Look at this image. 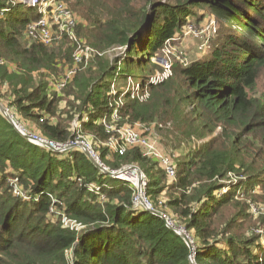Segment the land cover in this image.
<instances>
[{
  "label": "trees",
  "instance_id": "obj_1",
  "mask_svg": "<svg viewBox=\"0 0 264 264\" xmlns=\"http://www.w3.org/2000/svg\"><path fill=\"white\" fill-rule=\"evenodd\" d=\"M65 1L100 31L95 41L127 46L124 71L147 69L151 57L204 8L215 15L220 24L209 56L173 66L170 85L182 140L200 143L176 166L169 183L179 193L167 205L177 214L175 226L195 239V264H264L259 237L237 227L246 214L239 198L264 194V0H146L141 9L135 0H121L119 7L116 0ZM23 5L0 0V60L31 73L51 67L57 56L52 46L26 40L37 14ZM234 23L241 32L230 29ZM117 70L109 61L97 62L68 84L80 89L79 127L92 136L108 169L137 163L144 168L146 196L162 213L152 197L166 186L151 173L153 158L135 147L110 151L112 157L100 145L116 136L107 124L119 128L151 119L150 106L131 100L132 91L112 90ZM14 93L15 110L37 123L43 137L61 145L75 140L67 127L44 117L56 115L57 102L43 86ZM121 97L125 102L116 104ZM165 176L163 170L160 179ZM136 195L130 181L103 173L83 150L36 144L0 112V264H192L185 239L163 217L136 204ZM64 215L84 227L64 226Z\"/></svg>",
  "mask_w": 264,
  "mask_h": 264
},
{
  "label": "rangeland",
  "instance_id": "obj_2",
  "mask_svg": "<svg viewBox=\"0 0 264 264\" xmlns=\"http://www.w3.org/2000/svg\"><path fill=\"white\" fill-rule=\"evenodd\" d=\"M10 1L16 2L18 0ZM61 1L68 8H71L65 0ZM120 1L116 0L115 4L117 7L120 6ZM145 4L146 0L134 1V5L138 9H141ZM20 8L26 10L28 7L23 5ZM73 11L77 16V24L74 28L76 40L63 38L51 47L55 50L57 56L55 61L51 63V67L41 68L28 73L18 68L15 63L8 61H5L4 64L0 63V106L7 110L22 132L32 137L31 140L34 143L45 144L48 139L43 137L38 124L19 114L12 105L13 100H15L14 91L16 89L21 88L25 91H31L37 85L43 86L49 97L55 98L57 102L56 115L49 117V115L45 114L44 117L50 120L51 123L62 124L76 135L74 142H71L76 143V145L72 148L82 150V145H85L93 151L94 158L98 160L99 158L93 149L95 141L91 135L84 134L79 127L77 106L80 101L77 100L76 95L80 92V89L75 84L71 83L68 85L70 82L64 88L59 89L57 83L73 68L77 69V75L79 72H85L97 62L103 61L107 63L109 61L118 67L117 73L119 74L117 84L114 85L112 83V90L115 91L116 88L118 90V86H121L123 87V94L128 90L132 91L131 100L150 106L149 114H147L150 115V120L135 119L129 123H124V125L135 127L139 131H145L146 134L150 133L165 153L174 156L178 168L179 163L186 159L190 146L195 148L200 142L193 141L194 143H192V141L182 140L183 128L177 125L179 123L177 99L170 85L176 79L175 76L173 77V66L175 64L187 66L192 61L207 58L211 52V44L213 42L211 39L216 34L220 22L210 10L204 8L199 12L197 19H187L188 21L184 25L182 34L177 35L173 40H168L158 55L151 57L150 62L147 63V69L141 72L139 67L134 66L124 71L125 63L121 62L129 58L127 46H104V43L99 38L95 41L94 38L96 36L99 37L100 31L96 28L91 29L92 26L83 15L75 10ZM230 29L238 30V32L242 30L237 23H234ZM88 33H90V36ZM100 38H102V35ZM75 53L82 55V61L78 64L74 61ZM142 58L144 59V57ZM145 58V60L150 59L148 56ZM134 59L137 61L136 57ZM120 74H122V77H120ZM84 80L82 79V81ZM152 84L156 85V88L151 89ZM122 97L116 101V104L121 105L125 102ZM0 112L2 113L1 109ZM117 122L120 123L119 121ZM98 143L100 144V142ZM100 145L108 147V154L112 156L110 145L105 143ZM128 165H136L141 170H144L138 163ZM150 169L151 173L161 180V185L166 186L165 191L156 197H152V201L155 207H159L162 213L166 214L165 216L176 224L177 214L167 205V202L171 196H176L179 190L172 188L171 183H169L172 180L167 178V176L160 179V176L161 178L163 176V170L156 160L152 159ZM239 199L245 204L244 210L246 212L243 217H238L237 227L239 228V233L249 237L257 236L259 237V242L264 245V194H257L251 198L245 196ZM226 211L228 213L237 212L234 209H227ZM175 229L188 236L192 248L193 245L195 246V239L192 238L189 232L179 225Z\"/></svg>",
  "mask_w": 264,
  "mask_h": 264
},
{
  "label": "built area",
  "instance_id": "obj_3",
  "mask_svg": "<svg viewBox=\"0 0 264 264\" xmlns=\"http://www.w3.org/2000/svg\"><path fill=\"white\" fill-rule=\"evenodd\" d=\"M16 2L25 4L28 7L34 8L36 10L37 19L29 22L26 28V37L30 42H37L46 46H53L63 38H68L70 40L76 38L74 28L77 24V16L70 7L69 8L71 10L63 3V1L18 0ZM74 61L77 64L80 63L82 61V55L75 53ZM0 63L4 62L0 60ZM167 67L169 69L168 64ZM76 73V68L71 69L65 75V77L58 81L57 87L59 89L64 88L69 82L72 81ZM114 116V118L117 117L116 114ZM106 126L108 131H116V136L110 137V139L105 142L106 145H110L112 151L119 150L121 153H123L127 148H139L144 156L153 158L160 164L169 179H174L176 177V162L174 156L165 153L162 148L159 147L157 141L150 135V133L146 134L145 131H139L137 128L129 125H124L119 128H116L111 124H107ZM69 143L71 142L62 145L59 144V146H57L59 148V152L71 149L66 147V145ZM128 166L130 165H127L119 170L121 175L118 177L130 181L135 186L137 191V195L135 197L136 204L143 205L146 209L147 207L153 208L150 200L146 196V175L142 171L141 178L137 171L134 169H128ZM131 172H134L136 175H138L140 181H134L132 178L126 176ZM142 201H144L145 204ZM165 221L167 225H170L171 223V225H175L168 217L165 219ZM62 223L64 226H71L77 230H80L84 227L81 223H78L65 215L62 217ZM193 250H195L194 245Z\"/></svg>",
  "mask_w": 264,
  "mask_h": 264
},
{
  "label": "water",
  "instance_id": "obj_4",
  "mask_svg": "<svg viewBox=\"0 0 264 264\" xmlns=\"http://www.w3.org/2000/svg\"><path fill=\"white\" fill-rule=\"evenodd\" d=\"M0 109H1V111H2V113H3V115L9 120V122H11L13 125H14V127L22 134V135H24L25 137H27L30 141H32L31 140V138L32 137H30V136H28L25 132H22L21 131V129L17 126V124H16V122L14 121V119L12 118V116H10L9 115V113L7 112V110L6 109H4L2 106H0ZM32 142H34V141H32ZM36 143V142H35ZM37 144V143H36ZM38 144H40V143H38ZM40 145H43V146H45V147H47V148H49V149H51V150H54V151H59V148L57 147V146H59V144H57V143H54V142H52V141H49V140H47V142L45 143V144H40ZM74 145H76V143H70V144H67L66 145V147L67 148H72V147H74ZM82 150L86 153V155L92 160V162L103 172V173H105V174H108V175H111V176H116V177H118V176H120L121 175V172L119 171V170H115V171H112V170H110V169H108L102 162H100V160L98 159H95L94 158V156H93V151L91 150V149H89V148H87L85 145L83 146L82 145ZM128 169H134L135 171H137V173L139 174V176L142 178V170L138 167V166H136V165H130V166H128L127 167ZM144 204H145V202L144 201H142ZM147 209L148 210H150L151 212H154V213H156V214H158V215H160L161 217H163L164 219H166L167 217L165 216V214H162V213H159V212H157L154 208H152V207H147ZM169 227H171L172 229H174L178 234H180L184 239H185V242L188 244V246L191 248V255H190V260H191V262H192V264H195V262H194V259H193V257H194V250H193V248H192V245H191V241H190V239L188 238V236L185 234V233H180V232H178L175 228L177 227V226H175V225H168Z\"/></svg>",
  "mask_w": 264,
  "mask_h": 264
},
{
  "label": "bare ground",
  "instance_id": "obj_5",
  "mask_svg": "<svg viewBox=\"0 0 264 264\" xmlns=\"http://www.w3.org/2000/svg\"><path fill=\"white\" fill-rule=\"evenodd\" d=\"M132 175V176H131ZM126 176H128V177H130L131 176V178L134 180V181H136V180H139L140 181V178H139V176L138 175H136L134 172L132 173H128Z\"/></svg>",
  "mask_w": 264,
  "mask_h": 264
}]
</instances>
